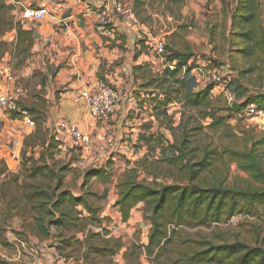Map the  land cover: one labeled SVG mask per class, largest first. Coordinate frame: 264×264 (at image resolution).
Returning <instances> with one entry per match:
<instances>
[{
	"label": "rangeland",
	"instance_id": "obj_1",
	"mask_svg": "<svg viewBox=\"0 0 264 264\" xmlns=\"http://www.w3.org/2000/svg\"><path fill=\"white\" fill-rule=\"evenodd\" d=\"M5 2L13 8L5 12L0 10V13H5V17L12 18L15 33L18 29L29 31L33 44L36 37L32 34L39 30L41 22L18 23L16 20L20 9L23 4H28L23 3V0H5ZM133 2L134 0H126V7H132ZM260 4L264 24V0H260ZM235 5L236 0H145L138 16L133 13L137 28L132 33L140 43V51L152 56L153 62H149L145 70L141 67L137 69L136 76L149 72L151 68L155 70L152 76H156V70L161 67V56L155 51L150 41L152 36L163 39L164 52L167 54L169 50L186 51L192 54V59L187 63L194 83L190 87L191 90L198 89L197 78L202 75L199 72L193 76L191 72L193 63L198 62L221 68L223 77L234 88L235 96L238 94L240 97H236V103L246 102L257 95H262L264 93V60L263 62L249 60L246 63L240 54L234 51L240 47L237 39L230 35V15ZM91 6L95 7V5ZM58 23L66 25L63 20ZM1 40L5 46H0V58L5 55V52L9 53L6 59L11 62L13 73L23 87V96L19 100L20 109H26L31 115L35 123L34 129L37 124L46 127L47 121L51 120L47 128L54 133V118L59 117L57 121L67 119L65 116L52 114L49 110L52 105L46 95L56 96L59 93L74 90L67 89V83L41 82L37 78L21 76L19 71L23 70L25 61H27L26 66L33 62L34 54L30 48L26 49V43L23 41L15 48L13 39L2 38ZM136 54L137 52L134 51L133 56ZM120 59L116 60V64L120 62ZM250 63H256L255 69L239 77L237 72ZM96 75L94 78L109 83L102 71ZM137 80V82L132 80V84L124 88L127 97L123 102L126 112L122 115V119L123 122L127 120L129 125L124 126L126 132H123L119 138L112 131L114 149L107 152L99 163L98 168H102L98 171L99 173L88 174L89 164L81 169L78 166V160H81L80 154H76L74 148L69 147L71 143L69 144L70 141L67 138H58L59 144L53 168L60 174L59 191L65 190L71 196H78L80 193L86 205H78L71 209V213L76 217L73 225L50 228L52 237L46 240L51 251L61 254L66 259L70 258L73 262L75 258L81 256L86 262L94 258V264H170L173 260L191 253L196 245L192 242L193 240H210L214 243L237 240L250 246L264 248V214L261 210L252 215L235 214L229 218L223 216L220 222L208 226L181 225L171 233L173 241L167 244L164 252L156 258L148 255L143 247L148 242L151 229V223L148 220L150 211L145 203L135 205L131 210L130 221L118 225V218L115 216L118 207L115 201L118 198L117 184L124 173L130 172L137 180L154 187L175 182L187 184L178 168L165 162V158L170 155L165 144L167 141L179 140L182 128L188 133L190 141L187 148L194 159L200 157L205 148L217 151L224 147L241 150L254 145L255 152L264 167V117L243 118L237 113L231 112L227 115L226 112H220L221 115L226 114L225 122L217 128L209 129L206 128V124L210 122L209 119H200L195 109L185 108L177 99L170 103L169 108L166 105L165 114L153 112L148 103L140 106L138 104L142 100L140 94L149 91L142 88L141 84L145 80L140 77ZM199 80L201 81L200 78ZM89 81L91 80L80 83L71 97L73 103H79L74 102L73 97L77 96ZM239 88H241L240 91ZM41 95L43 99H39ZM213 98L216 105L230 107L220 96H213ZM46 100H48L47 103ZM128 100L129 104H132L129 105L131 108L126 109ZM54 101H56L55 98ZM37 108L42 111H37ZM118 111L113 117L118 115ZM147 132L154 136V141L150 145L144 144V141L140 139L141 136H146ZM4 135L3 153L6 163L0 167V171L3 172L0 179V264H39L40 252L38 254L34 252L38 250L40 240H44L36 236L31 207L41 199L32 200L30 192L35 187L51 191L55 186L56 177L48 175L45 169L42 173L32 175L31 161L24 160L23 165V140L28 134L26 135L20 128V124L9 125ZM15 140L21 143H18L20 148H16V155L12 157L10 149ZM103 141L102 138L101 142L92 144L90 140L89 149L92 150ZM39 150V148L35 149V158L38 157ZM25 154L26 156L32 154L29 147L26 148ZM113 156L115 160L112 159ZM194 183L204 186L220 183L223 186L236 188L260 186L227 156L218 158L213 165L199 174ZM115 195L117 196L113 201ZM167 229L173 228L168 225ZM85 230H87L86 236L90 233L94 234L88 243L91 242L97 249L111 247L113 241L118 240L121 245L119 250L112 256L107 252L102 255L94 250L89 253L87 246L84 250L82 242L78 243L76 236L80 232L85 233ZM36 238H39L38 242ZM44 259L49 261L48 264H55L54 257Z\"/></svg>",
	"mask_w": 264,
	"mask_h": 264
},
{
	"label": "trees",
	"instance_id": "obj_2",
	"mask_svg": "<svg viewBox=\"0 0 264 264\" xmlns=\"http://www.w3.org/2000/svg\"><path fill=\"white\" fill-rule=\"evenodd\" d=\"M144 1L134 0L132 3V11L136 16L144 6ZM12 8L11 5L6 4L5 0H0L1 12L10 11ZM13 29L12 18L5 17V13H0V46L4 45L1 40L3 36ZM230 35L235 37L240 45L234 51L240 54L246 63L249 60L263 62L264 24L261 18L260 0H236L235 8L230 15ZM22 41L26 43V49L31 47L30 32L18 29L15 48ZM169 51L168 54L165 52L167 59L176 60V67L173 70H162L156 76H152L146 71L147 73H141L138 76L145 80L141 84L142 88L149 91L147 98H143L138 103L140 106L148 103L153 112L165 114L166 105L177 99L185 108L195 109L200 119H209L210 122L206 124V128L209 129L222 125L225 122L226 114L238 113L249 102H254L264 108V93L246 102L235 103L229 108L216 105L214 98L210 95V87L190 89L194 83L187 63L192 59V54L186 51ZM255 64L250 63L246 68L238 71L239 77L253 71ZM140 67H135L134 71ZM133 77L134 79L138 78L136 75ZM229 87L234 91L231 84ZM240 90L241 88H239ZM236 97L240 98L238 94ZM155 101H157L156 104ZM220 112H226V114L221 115ZM153 138L154 136L149 132L146 136L140 137L147 145L154 141ZM189 141L187 131L182 128L179 140L167 141L165 144L170 151L165 162L175 165L184 175L183 179L187 184L175 182L154 187L137 180L130 172L124 173L117 184L118 198L115 205L118 207L122 221L129 219L132 208L139 203H145L150 211L148 220L151 223V229L148 242L143 247L148 255H153L155 258L160 256L167 244L173 241L171 233L181 225L208 226L220 222L223 216L229 218L235 214L252 215L257 214L258 210L264 214V167L260 163L254 145L241 150L224 147L217 151L205 148L201 156L194 159L193 156H190V151L187 148ZM58 144L59 139L56 138L55 133L41 124H37V127L23 140V165L24 160L31 161L32 175L42 173L45 169L48 175L56 177L55 186L51 191L35 187L30 192L32 200L41 199L32 204L31 209L36 236L45 240L52 237L50 228L53 226L58 228L73 225L76 217L71 213V209L85 204L82 196H71L65 190L59 191L60 174L53 168ZM28 147L32 152L30 156L25 154ZM37 148L40 150L38 157L35 158L34 154ZM223 156H227L235 162L240 170L249 174L260 186L236 188L223 186L220 183L207 186L194 183L201 172L207 170L218 158H223ZM100 170L102 168H89L88 174L99 173ZM0 175H3V172L0 171ZM88 209L90 210V208ZM168 225L173 229H167ZM93 236V233L87 235L82 244L79 239L77 240L84 250L87 246L89 253L94 250L102 255L107 252L112 256L121 246L118 240H114L112 244L114 247L106 249L99 247L97 249L91 242L88 243V240H91ZM192 242L196 245L192 248L191 253L173 260L170 264H264V248L261 246H250L237 240L221 243H214L210 240H193ZM85 264H94V258Z\"/></svg>",
	"mask_w": 264,
	"mask_h": 264
},
{
	"label": "crops",
	"instance_id": "obj_3",
	"mask_svg": "<svg viewBox=\"0 0 264 264\" xmlns=\"http://www.w3.org/2000/svg\"><path fill=\"white\" fill-rule=\"evenodd\" d=\"M102 1L103 0H84V2L89 4L92 3L90 5L95 6L100 5ZM61 2L66 3V8L63 11L57 8ZM23 3H30L35 6L45 5L51 14L41 21L39 30L33 33L36 38L30 47V51L34 54V60L27 64V66V61H25L23 70L19 71V74L21 76L23 75V77H29L30 79L37 78L41 82L67 83V89L72 88L74 90L73 92L68 91L62 94L59 93L60 95L58 94L56 96H54V94L50 96L48 94L46 95L52 105L49 110L52 114L57 116H65L69 122L77 125L82 131L89 134L92 144L101 142L106 124L104 122H97L93 119L82 103H73L71 97L75 90L79 88L80 83L88 79H95L94 76H97L96 73L99 74L100 71L103 72V76L108 79V82L113 84L112 86L126 88L129 84H132V80L133 82L138 81L133 78L137 72L134 71V68L141 66L142 70H145V66L149 62H153V57L140 51V43L137 42L132 33L137 28V25L124 16H115L116 35L114 39H108L95 32L92 16L82 15L81 6L77 5L72 0H23ZM62 20L66 22L65 26L58 23ZM3 38L8 40L13 39L15 43L16 33L14 30H11ZM134 51L137 52L135 56H133ZM4 54L5 55H3L0 60L6 59L9 53L5 52ZM117 59H120V62H118L120 64H116ZM114 63L116 65H114ZM122 64L130 66L132 73L130 80H127L125 75L122 74L120 70ZM160 70L161 68L157 69L156 74L161 73ZM148 73L152 75L155 73V70L151 68ZM127 81L130 82L127 83ZM145 92L146 91L140 94L142 95L141 99L147 98L148 95ZM43 98L42 95L39 97V99ZM54 98L56 101H54ZM48 100H46V103ZM130 104L128 100V107H126V109L131 108L129 106ZM124 106V104L120 106L118 115L111 118L107 124L116 134L117 138L121 137L123 132H126L124 126L127 127L129 125L127 120L123 122L122 119V115L126 112ZM37 111L42 110L37 108ZM58 118L59 117L54 118V125ZM50 122L51 120L47 121L46 127H48ZM65 138L67 137L64 136V139ZM69 147H72L71 144ZM74 151L77 152L76 154H80L79 158H81V160H78V166L81 169L86 168V153L78 149H74ZM10 152L12 157L16 155L15 150L10 149ZM112 159L115 160V157L113 156ZM74 166H76V164ZM80 195L79 193L78 196ZM116 196L117 195L113 198V201L116 199ZM115 208L117 209V207ZM115 216L118 218V222L116 221L118 225L119 223L125 224L132 218L130 217L127 221L122 222L117 210L115 211ZM86 232L87 230H85V233L80 232L76 235L81 242L86 237ZM38 240L39 238H36V242H38ZM43 240L44 241L40 240L37 246L41 257L39 264H48L49 261H46L44 258H55L58 253L51 251L48 247V241L45 239ZM75 262H80L81 264L86 263L81 256L75 258Z\"/></svg>",
	"mask_w": 264,
	"mask_h": 264
},
{
	"label": "built area",
	"instance_id": "obj_4",
	"mask_svg": "<svg viewBox=\"0 0 264 264\" xmlns=\"http://www.w3.org/2000/svg\"><path fill=\"white\" fill-rule=\"evenodd\" d=\"M81 6V14L84 16L91 15L93 26L96 33L108 39H114L116 35L115 16H124L126 19L134 22L132 7H126L124 0H103L98 6H91L84 0H72ZM59 10H64V2L57 6ZM51 13L45 5L35 6L32 4L24 5L18 13V23L27 24L32 22H41ZM135 24V23H134ZM136 25V24H135ZM150 41L157 53L161 56L162 70H173L176 67V60H168L164 52L165 43L163 39L150 36ZM191 68L192 75L201 73L200 79L197 78L198 88L210 87V95L220 96L227 105L232 106L236 103L234 91L229 87V82L223 77L222 70L216 65L207 63H193ZM122 74L127 80L131 79L132 73L127 64L120 67ZM23 96V87L18 82L16 75L13 73L12 64L7 59L0 60V167L6 163L3 153L5 129L11 124H20V128L29 134L35 127L31 115L26 109H20L19 100ZM127 97V92L122 87L112 86L102 79L95 78L88 82L87 86L82 88L77 96L73 97L74 102H80L85 107L88 114L97 122L106 124L103 134V143L89 149L90 136L82 131L77 125L68 120L59 119L54 125V133L57 138L67 137L72 148L84 151L85 159L90 168L98 169L100 162L105 154L114 149L113 132L107 124L108 121L117 113L120 106ZM170 104L167 105L169 108ZM239 117H264V108L254 102L247 103L237 113ZM24 126V128H23ZM19 140H15L11 150H16ZM20 146L18 147V149ZM18 155V153H17ZM15 157V155L13 156ZM2 175H0L1 179ZM38 250L34 253L38 254ZM55 264H81L80 262L70 261L61 254H56Z\"/></svg>",
	"mask_w": 264,
	"mask_h": 264
},
{
	"label": "water",
	"instance_id": "obj_5",
	"mask_svg": "<svg viewBox=\"0 0 264 264\" xmlns=\"http://www.w3.org/2000/svg\"><path fill=\"white\" fill-rule=\"evenodd\" d=\"M35 35H36V33H35Z\"/></svg>",
	"mask_w": 264,
	"mask_h": 264
}]
</instances>
